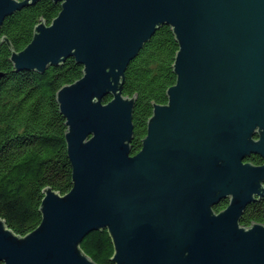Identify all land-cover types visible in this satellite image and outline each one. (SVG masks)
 Segmentation results:
<instances>
[{"label": "water", "instance_id": "1", "mask_svg": "<svg viewBox=\"0 0 264 264\" xmlns=\"http://www.w3.org/2000/svg\"><path fill=\"white\" fill-rule=\"evenodd\" d=\"M37 1L0 0V28ZM54 1L58 15L10 59L39 73L69 57L83 65L57 91L73 186L44 189L42 221L26 235L0 217V264H98L81 243L100 229L114 264H264V223L240 224L264 197V0ZM162 25L179 44L177 79L133 154L125 74ZM252 154L263 163L246 162Z\"/></svg>", "mask_w": 264, "mask_h": 264}, {"label": "trees", "instance_id": "2", "mask_svg": "<svg viewBox=\"0 0 264 264\" xmlns=\"http://www.w3.org/2000/svg\"><path fill=\"white\" fill-rule=\"evenodd\" d=\"M61 2L39 0L9 15L0 28V217L18 235L36 229L42 221L40 206L44 189L66 194L73 186V168L68 156L66 118L60 111L57 91L83 75V65L69 57L43 73L17 70L10 57L32 40L42 19L51 23ZM179 44L169 25H162L130 62L124 95L137 96L134 109L132 153H137L147 134L153 105L168 101L167 90L177 76L173 63ZM111 95L104 97L108 102ZM261 163L260 155L249 158ZM218 207V206H217ZM264 223V198L252 202L243 223ZM81 248L98 264H114V245L108 229L89 233Z\"/></svg>", "mask_w": 264, "mask_h": 264}, {"label": "flooded vegetation", "instance_id": "3", "mask_svg": "<svg viewBox=\"0 0 264 264\" xmlns=\"http://www.w3.org/2000/svg\"><path fill=\"white\" fill-rule=\"evenodd\" d=\"M252 155H258V154H252ZM251 155V156H252ZM250 156V157H251ZM250 157H247L246 159H245V161L246 162H253V161H251L249 158ZM254 163V162H253ZM263 163V158H262V162L261 163H259V164H262ZM254 164H258V163H254ZM231 196H229V197H227V198H224V199H222L218 204H216L215 206H214V210L217 212V213H219V212H221V211H223V210H225L228 206H229V204H230V202H231ZM262 198H264V197H258L255 201H257V200H260V199H262ZM255 201H253V202H255ZM252 203V202H251ZM250 203V204H251ZM250 204H248L247 205V207L250 205ZM218 206V207H217ZM247 207H246V209H247ZM246 209H245V211H244V213H243V215H242V217H241V219H240V224L241 225H243V226H250V225H252V223H254V222H256V221H253L252 223H243L242 222V219H243V216H244V214H245V212H246ZM259 223H261V222H259Z\"/></svg>", "mask_w": 264, "mask_h": 264}]
</instances>
